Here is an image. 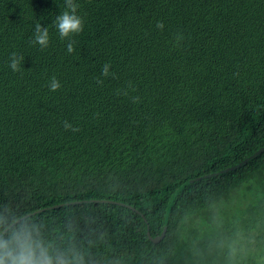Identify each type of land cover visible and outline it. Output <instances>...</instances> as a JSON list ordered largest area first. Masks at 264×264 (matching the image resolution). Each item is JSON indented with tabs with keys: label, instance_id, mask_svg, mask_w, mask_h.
I'll return each mask as SVG.
<instances>
[{
	"label": "trees",
	"instance_id": "1",
	"mask_svg": "<svg viewBox=\"0 0 264 264\" xmlns=\"http://www.w3.org/2000/svg\"><path fill=\"white\" fill-rule=\"evenodd\" d=\"M74 2L0 0V207L83 264H264V0Z\"/></svg>",
	"mask_w": 264,
	"mask_h": 264
},
{
	"label": "clouds",
	"instance_id": "2",
	"mask_svg": "<svg viewBox=\"0 0 264 264\" xmlns=\"http://www.w3.org/2000/svg\"><path fill=\"white\" fill-rule=\"evenodd\" d=\"M66 8L62 14L56 17L55 25L61 39L83 30V20L77 15L78 5L74 0H65ZM157 27L163 28L162 23ZM42 48L48 46L49 31L47 27L37 24L35 27V39ZM67 51H74L73 43L67 44ZM23 57L13 54L10 67L13 71H19L20 61ZM110 65L103 66V75H109ZM60 83L54 77L50 83V89L56 91ZM65 129L78 131L65 122ZM0 264H83L82 259L69 258L65 253L52 247L45 239L37 225L27 218H22L9 207H0Z\"/></svg>",
	"mask_w": 264,
	"mask_h": 264
},
{
	"label": "water",
	"instance_id": "3",
	"mask_svg": "<svg viewBox=\"0 0 264 264\" xmlns=\"http://www.w3.org/2000/svg\"><path fill=\"white\" fill-rule=\"evenodd\" d=\"M263 151H264V147H263L261 150H259L258 152H256V154H254V155L251 156L250 158L245 159L242 163L248 162L249 159L255 157L256 155L260 154V153L263 152ZM242 163H239L238 165H241ZM233 168H235V167H233ZM226 171H227V170H225V172H226ZM165 229H166V228H163L162 233L160 234V236H157V237H154V238H150L149 233H147V236H148V238H149L153 243H157V242H159V241L163 238V236H164V234H165Z\"/></svg>",
	"mask_w": 264,
	"mask_h": 264
}]
</instances>
